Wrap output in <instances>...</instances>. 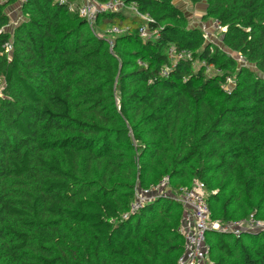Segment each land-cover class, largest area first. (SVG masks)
Returning a JSON list of instances; mask_svg holds the SVG:
<instances>
[{
	"label": "trees",
	"instance_id": "trees-1",
	"mask_svg": "<svg viewBox=\"0 0 264 264\" xmlns=\"http://www.w3.org/2000/svg\"><path fill=\"white\" fill-rule=\"evenodd\" d=\"M186 1L226 28L221 47L173 0L99 13L98 31L123 30L111 48L67 10L81 0L0 3V264H176L181 205L129 213L164 176L202 181L212 219L264 220V0ZM206 242L208 264H264L263 232Z\"/></svg>",
	"mask_w": 264,
	"mask_h": 264
},
{
	"label": "built area",
	"instance_id": "built-area-1",
	"mask_svg": "<svg viewBox=\"0 0 264 264\" xmlns=\"http://www.w3.org/2000/svg\"><path fill=\"white\" fill-rule=\"evenodd\" d=\"M7 0H0L5 2ZM18 6L24 0H15ZM59 3H64L66 0H57ZM124 0H81V3L76 7L73 3H69L67 10L69 12H76L83 18L89 28L96 32V22L99 13L116 12L123 7ZM130 9L138 16L146 21H149L147 15L140 14L136 7L132 5ZM213 29L217 28L224 32L225 27H222L218 21H212ZM216 29V30H217ZM208 28L205 27L204 32ZM214 30V31H216ZM123 30L116 26H111L105 30V34L109 36V47L113 45V37L121 34ZM139 35L144 38H157V30L148 31L147 26L143 25L139 29ZM203 38L206 42L207 35L203 33ZM5 50L11 51L10 43L5 45ZM168 58L172 60V65L175 60L181 58H189L190 53L185 50H176L173 46L167 48ZM236 59L244 63L243 58L237 55ZM138 64L141 62L138 61ZM169 67L165 66L160 69L159 74L164 76L167 74ZM227 84L224 86L225 90L230 91L233 87V81L230 78L226 79ZM3 84L0 81V96L3 89ZM207 192L202 181L194 179L190 186H181L176 190L169 185V179L164 176L158 183L150 185L149 187L136 186L134 191V199L130 204V214L136 213L143 205L159 198H171L177 201L182 207L181 223L178 227V232L183 237L182 252L179 255L176 264H208L209 246L206 242V234L208 232L230 233L238 237L241 233H264V220L254 217L252 214L248 218L234 220V221H219L211 218V212L208 207Z\"/></svg>",
	"mask_w": 264,
	"mask_h": 264
},
{
	"label": "rangeland",
	"instance_id": "rangeland-1",
	"mask_svg": "<svg viewBox=\"0 0 264 264\" xmlns=\"http://www.w3.org/2000/svg\"><path fill=\"white\" fill-rule=\"evenodd\" d=\"M173 2L180 9L183 10L184 14L186 15V17L188 19L189 27H199L201 29V31H203V33L207 35L206 39H207L208 43H213V44H216L219 47H221V44H220L221 35L220 34L222 33V30H219L217 28H216L217 30L215 28L213 29L211 20L202 19V14L204 13V9H205L204 3H200L197 5H191L186 0H173ZM122 8H120V9H122ZM16 22L17 21H13L7 27L9 29H12V26L16 25ZM205 27L208 28V30L206 32H204ZM214 30H216V31H214ZM96 31H98V30L96 29ZM98 32H100V31H98ZM100 33L107 40L110 38L109 36H107L105 34V30L101 31ZM247 66H250L255 71V67L253 65H247Z\"/></svg>",
	"mask_w": 264,
	"mask_h": 264
},
{
	"label": "crops",
	"instance_id": "crops-1",
	"mask_svg": "<svg viewBox=\"0 0 264 264\" xmlns=\"http://www.w3.org/2000/svg\"><path fill=\"white\" fill-rule=\"evenodd\" d=\"M14 12H15V11H12V13H14ZM14 16H15L14 14H13V16L11 15V17H12V19H13L12 21H14V18H15Z\"/></svg>",
	"mask_w": 264,
	"mask_h": 264
}]
</instances>
